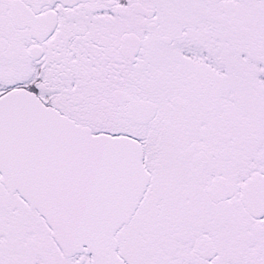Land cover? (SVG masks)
<instances>
[{"label":"snow or ice","instance_id":"snow-or-ice-1","mask_svg":"<svg viewBox=\"0 0 264 264\" xmlns=\"http://www.w3.org/2000/svg\"><path fill=\"white\" fill-rule=\"evenodd\" d=\"M0 264H264V0H0Z\"/></svg>","mask_w":264,"mask_h":264}]
</instances>
